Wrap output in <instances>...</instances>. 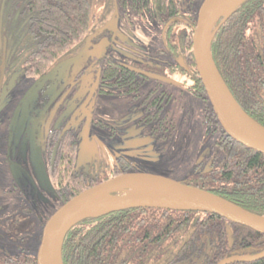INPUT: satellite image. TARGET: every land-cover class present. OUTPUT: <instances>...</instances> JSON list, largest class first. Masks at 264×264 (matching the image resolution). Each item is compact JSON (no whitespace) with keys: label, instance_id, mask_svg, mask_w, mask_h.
Instances as JSON below:
<instances>
[{"label":"rangeland","instance_id":"1","mask_svg":"<svg viewBox=\"0 0 264 264\" xmlns=\"http://www.w3.org/2000/svg\"><path fill=\"white\" fill-rule=\"evenodd\" d=\"M88 1L89 20L82 40L58 58L47 77L37 79L24 74V51H21L22 60L5 66L1 77L0 190L15 189L30 209L26 217L20 216V221L23 247L32 255H36L40 242V219L50 216L60 206L47 187L43 173L48 162L45 137L49 130L68 125L75 133L77 152L73 169L85 174L103 176L115 156L121 155L130 162L131 172L181 182L193 171L197 155L205 149H209L210 154L196 172L210 165L217 166L223 159L219 151L212 148L211 140L203 142L205 127L197 118L199 102L194 100L197 104H193V98L178 87L159 85L175 93L168 101L169 107L165 105L174 122V129L165 141L152 135L148 124L138 122L142 113L138 108L140 98L134 100L126 95L96 91L90 106L85 108L91 92L82 90L83 80L91 71L98 74L107 60L130 63L140 70L173 80L181 79L179 74L162 69L170 58L161 50L159 23L123 9L117 0ZM201 2L177 0V7L182 15L193 17ZM182 29L177 26L174 32ZM82 68L83 73L72 80ZM156 84L155 80L146 79L139 90L141 97ZM49 100V107L41 115ZM89 150L91 153L86 157ZM135 192L127 195L134 196ZM1 203L0 224L6 222L3 218L9 208V202ZM11 225L14 226V222ZM2 234L0 244L12 251L14 242L9 241L10 232Z\"/></svg>","mask_w":264,"mask_h":264},{"label":"trees","instance_id":"2","mask_svg":"<svg viewBox=\"0 0 264 264\" xmlns=\"http://www.w3.org/2000/svg\"><path fill=\"white\" fill-rule=\"evenodd\" d=\"M117 1L122 8L140 12L147 20L161 25L169 19L174 20L179 16L176 0ZM89 8L88 0H0V40L3 36L8 35V39L11 41L10 45L16 46V49H9L11 52L7 50L6 60L12 58L11 55L15 54V50L17 52L20 50L19 48H22L25 74L37 79L47 77L58 58L83 38L88 26ZM195 17L187 20V23L183 25L182 32H174V28H170L172 25H169L165 31V40H167L166 35L168 34L169 39H172V46L177 48L175 49L177 54L181 55L184 60L185 68L178 64L172 68L185 77V84L189 91L200 94L207 100L191 52V36ZM174 23L175 21H172L171 24ZM216 26L214 28L217 29L211 38L209 49L214 65L241 109L264 127V83H250L242 76L243 70L261 74V69L264 67V0L242 2L234 8L223 23L219 24L218 22ZM252 35L256 36L259 46H255L256 42L249 41L252 39ZM1 49L5 50L3 47ZM64 62H60L59 65ZM100 74L102 80H113L114 85H118L117 87L125 88L127 86L126 93L135 92L137 76L119 64L107 61ZM138 82H140L139 79ZM208 107L212 114L209 101ZM233 143L235 154L238 157L229 162V172L228 168H220L206 174L203 181L193 178V180L187 179L182 183L207 188L209 192L246 212L264 217V155L250 150L234 140ZM74 149V137L70 131L66 130L58 138L53 166L46 172V178L49 179V174H53L54 177V170L58 168L57 195L63 203L110 177L94 180L91 183L80 178L68 181V167L71 165ZM218 187L220 189H217ZM226 188H229V191ZM171 212L175 211L138 208L85 218L72 226L65 234L61 244V262L62 264H98V257L103 250H106L107 254L110 251L109 257L112 261L115 256L113 246L116 243L133 249L137 244V251L129 250L126 254L135 257V253L138 252V247L140 248L141 245L138 236L143 234L142 230L157 229L159 220H166V213L170 214ZM184 214L189 215L188 213ZM211 217L217 220L222 219L213 214ZM224 222L233 227L230 237L232 250L239 251L245 256H252L264 249L263 235L227 220ZM219 224L212 226L218 227ZM196 227L198 232L202 225L197 224ZM89 230L97 235L93 236ZM106 231H111V242L108 244L107 241L105 243L100 240L97 243L96 251L87 250L89 239H98V236ZM116 234L120 235V240L115 238ZM136 235L138 242L134 240ZM215 239H219L218 234ZM219 241L220 245L224 246V240L220 238ZM109 245L113 249L108 248ZM122 250L126 251L124 248ZM174 259L180 262L184 258L178 253ZM212 260V264H216L220 257ZM0 264L36 263L34 256L22 255L19 259L0 257ZM243 264H264V258Z\"/></svg>","mask_w":264,"mask_h":264},{"label":"flooded vegetation","instance_id":"3","mask_svg":"<svg viewBox=\"0 0 264 264\" xmlns=\"http://www.w3.org/2000/svg\"><path fill=\"white\" fill-rule=\"evenodd\" d=\"M123 9L130 10L129 8H123ZM134 12L142 15L146 19V17L140 12H137V11H134ZM196 15H197V10L194 12V16ZM193 17L182 15L179 12V16L176 19L174 20L169 19L165 24L163 25L160 24L161 29H162V39H161L162 42L161 43L163 46L161 50L164 55L167 53L170 58L168 65H166L165 67H162L164 71L167 70L171 73H177L172 68V66L177 65V64L185 68L184 60L182 59L181 55L177 54V50H175L177 48L172 46L173 44L171 43L172 39H169L168 34L166 35L167 40H165L166 29L168 28L169 25H172L170 27L171 29L177 26H182L183 28V25L187 23V20H190ZM195 20H196V17H195ZM172 21H175V23L171 24ZM178 23H180V25H177ZM180 32H182V30ZM8 37H9L8 35L3 36L0 40V50H1L0 51V84H1L2 73H4V69H5L4 67L13 65L17 59L20 60L21 58L22 48H19L20 50L17 51L18 53L15 50V54L11 55L12 58L9 57L10 59L6 60L7 55H8L7 50L10 51L9 49L11 50H13L14 48L16 49V46L13 47L10 45L11 41L8 39ZM81 40L82 39H80V41ZM80 41L74 46H78ZM249 41L251 43L256 42L255 46L260 45L259 42H257L255 35H252V39H249ZM2 47L5 48L7 53L5 52L4 49L3 50L1 49ZM105 63L102 65L100 72H98V74H96L95 71H91L90 73H87L86 78H84L83 80L82 90L90 89V92H91V96L89 97V100L85 104V108H87L88 105L90 106V103L96 91H99L100 93H104V94H114L115 96L126 95V96L131 97L134 100L137 98H140L138 102V108H141L142 113L138 119V122L145 124V125L148 124L149 132L152 135H156V138H158L159 140L165 141L170 137V133L174 129L173 117L170 116L169 109L165 110V105L167 104V107H169L168 101L173 95H175V93L169 91L166 88H160L159 85L165 84V85H172V86L178 87L179 90L182 89L181 91H184L190 98H193V104L194 103L197 104L196 101L199 102L198 103L199 107H197L199 115L197 116V118L205 127V135L202 138L203 142L211 140L212 148L218 150L219 153L223 157L221 163L218 164L217 166L210 165L208 166L207 169L196 172L195 170L199 167L201 162L206 160L208 158V155L210 154V150L205 149L203 152L197 155L196 160L194 161L192 165L193 171L190 170V173H188L187 176L184 177V180L181 181V183L185 182L187 179L193 180V178H196L199 181H203L205 180L206 174L212 171H217L220 168L222 169L228 168V172H229V166H230L229 162H231L232 159H235L238 157L236 156L235 151H234L233 140L221 128L213 111L211 114L210 109L208 107V101H207L208 99L205 100V98L201 96L200 94L192 93L191 91H189L185 84V77L181 75V73H177L181 77L180 80H173L171 78H167L162 75L140 70L137 68V66L130 64V63H123V64L117 63L122 68L134 73L137 76V78L140 80V82H138V79H136L137 84L135 86V92L133 91V92L126 93L125 88H127V86H125V88H120V87H117L118 86L117 84L114 85L113 80L105 81L101 79L100 73ZM131 68H134L139 71L149 73L152 75L160 76L162 78L169 80V82L163 81L161 79L153 78L150 76L141 75L133 71ZM261 72H262L261 74H256L253 72H248V71L243 70L242 76L244 80L249 81L250 83H256V82L264 83V67H262ZM82 73H83V68L72 77L73 78L72 80L77 78ZM24 74H25V67H24ZM146 79H153L158 84H156L155 87L153 88H149V90L144 94V96L141 97L139 90H140L141 85ZM0 89H1V85H0ZM50 103H51V100H49L44 105L41 115L44 114V112L49 107ZM66 130L70 131V133L74 137V145H75L71 165L70 167H68L69 168L68 177H67L68 181L74 180L75 178H80L83 181H87L88 183H91L94 180L104 179V178H107L108 176L110 177L107 179H110L122 173L131 172L130 162L121 155L115 156L112 166H110L108 170L105 171V174L103 176L85 174L82 170L73 169L76 152H77V137L75 133L69 128L68 125H62L60 128L49 130L46 134L45 149L47 151L48 162L46 165L47 168L44 169V172H43L44 177L46 175V172L50 170L49 168L53 166V159L55 156V152L57 150L58 138L63 133H65ZM91 148L92 150L95 149V147H91ZM90 153H91V150L87 152L86 157ZM42 168L44 167L42 166ZM133 173H141V172L133 171ZM57 174H58V168L54 170V177H53V174H49L50 175L48 176L50 177L49 179H46L45 177V182L49 190L53 192L57 200L60 202V206H61L63 202L61 201V199H59L57 195V192H58V188H57L58 186L56 183ZM107 179H104L101 182ZM194 187H197V186H194ZM200 189L207 190V188H204V187H201ZM217 189H220V187H218ZM226 189L227 191H229V188H226ZM60 190H62V188H60ZM20 192L22 193V191ZM14 198L18 200V204L14 203L15 201ZM1 201L9 202L8 204L9 208H8V215H5L3 218V220L6 219V222L0 224V241L4 237L2 233L10 232V235H8L10 236L9 241L14 242V249L12 251H9L7 247L0 244V257H6L9 259H19L22 255H29V256L35 257V255H32L31 253H29L23 247V244H22L24 238H22L23 234H21L22 221H20V216L26 217L27 215L26 213L29 212L30 209L24 205L22 198L16 194L15 189H5V188L1 189L0 190V203ZM149 209H159V208H149ZM163 210H166V209H163ZM167 211H173V210H167ZM184 213H188L189 215H186ZM50 216H45L46 218L40 219V230L42 229L44 223L47 221V219ZM166 217H167L166 220L165 219L162 221L159 220V226L157 229L152 230V231H149L148 229L142 230L143 234L141 236H138V239L141 242L140 248L138 247V252H137L138 255L137 253H135V257H130L129 255H126L129 252V250L137 251V244L134 246V249H133L132 247H129V248L126 246L123 247L121 243H116L113 246L114 249L110 245L108 246V248H112L113 252H115V256L112 259V261H110L111 258L109 257L110 251H108V254H107L105 252L106 250L105 251L103 250L100 256L98 257V264H212L213 263L212 259L216 257H220V260L216 263V264H219L221 261L229 259V258H233V257H236L239 260L249 259V258L259 255L260 253L264 251L263 249L258 254H255L252 256H245V255H242L239 251L232 250L233 249V247H231L232 240H230L231 239L230 237L232 236L233 227L231 225H227L224 222L225 219L222 218L221 220H217L211 217V214L209 213L195 212V211H175V212H171L170 214L166 213ZM1 222L2 221L0 219V223ZM12 222H14V226L11 225ZM217 223H220L218 227L212 226L213 224H217ZM197 224L202 225V228L198 232H197V227H196ZM89 233L93 234V236L97 235V234L95 235L90 230H89ZM110 233L111 231H106V233L100 234L98 236V239H89V241L87 242V250L89 249V251H93V250L96 251L97 243L100 240L105 241V243L107 241V243L109 244L112 240ZM217 234L219 235V239H215V236ZM115 238H118L120 240L121 237L120 235L116 234ZM220 238L221 240H224L223 241L224 246L220 245V241H219ZM134 240L138 242L137 235L135 236ZM123 248L127 252L123 251L122 250ZM178 253L181 254V256L184 258L180 262L177 259H174V257H176ZM261 259H258V260H261ZM258 260L234 261V262H230L227 264L251 263L254 261H258Z\"/></svg>","mask_w":264,"mask_h":264},{"label":"water","instance_id":"4","mask_svg":"<svg viewBox=\"0 0 264 264\" xmlns=\"http://www.w3.org/2000/svg\"><path fill=\"white\" fill-rule=\"evenodd\" d=\"M244 1L246 0H202L192 29L191 51L200 83L221 128L240 145L264 155V127L238 105L219 75L209 50L211 38L217 29L214 28L216 24L223 23L234 8ZM225 3L232 4L230 11L209 24L210 14ZM131 69L141 75L169 82L160 76ZM131 191H142L145 194L128 196L127 193ZM136 208L209 213L264 236V217L250 214L207 190L157 175L129 172L89 187L63 203L42 227L35 263L62 264L63 238L79 221ZM263 257L264 251L249 259L239 260L233 257L219 264L253 261Z\"/></svg>","mask_w":264,"mask_h":264},{"label":"bare ground","instance_id":"5","mask_svg":"<svg viewBox=\"0 0 264 264\" xmlns=\"http://www.w3.org/2000/svg\"><path fill=\"white\" fill-rule=\"evenodd\" d=\"M232 4L231 3H225L222 6H220L219 8H217L216 10H214L208 19L209 24H212L216 18H218L219 16H224L226 15L231 8ZM206 97V96H205ZM215 131V130H214ZM221 134V133H220ZM163 135V134H162ZM160 136V135H159ZM145 193L142 191H136L134 196L140 195L143 196ZM132 195V194H131Z\"/></svg>","mask_w":264,"mask_h":264}]
</instances>
